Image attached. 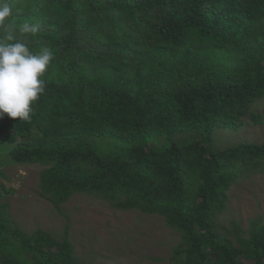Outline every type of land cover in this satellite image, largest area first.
<instances>
[{"label": "trees", "instance_id": "1", "mask_svg": "<svg viewBox=\"0 0 264 264\" xmlns=\"http://www.w3.org/2000/svg\"><path fill=\"white\" fill-rule=\"evenodd\" d=\"M0 24L54 59L29 120L0 119V264H86L62 239L26 232L2 201L1 166L45 165L40 193L62 213L74 194H97L123 210L165 217L183 235L170 264H264V223H234L239 246L216 213L264 143L213 146L215 132L261 116L264 0H8ZM36 24L35 35L19 32ZM194 130L192 139L176 135Z\"/></svg>", "mask_w": 264, "mask_h": 264}, {"label": "rangeland", "instance_id": "2", "mask_svg": "<svg viewBox=\"0 0 264 264\" xmlns=\"http://www.w3.org/2000/svg\"><path fill=\"white\" fill-rule=\"evenodd\" d=\"M253 111L262 121L255 124L244 119L236 128L222 127L214 135L213 146L223 148L243 142L264 143V97L253 104ZM194 130L176 135V139H192ZM7 159L1 166L4 182L10 192L2 201L9 203V212L26 232L41 228L62 239L68 236L74 253L86 264H170L174 249L183 235L169 226L164 216L140 210L116 208L104 197L74 194L59 213L40 193V174L45 165L15 164ZM219 232L239 246L234 223L248 231L255 219L264 223V162L245 170L228 191V200L216 213ZM243 264H255L243 255Z\"/></svg>", "mask_w": 264, "mask_h": 264}, {"label": "clouds", "instance_id": "3", "mask_svg": "<svg viewBox=\"0 0 264 264\" xmlns=\"http://www.w3.org/2000/svg\"><path fill=\"white\" fill-rule=\"evenodd\" d=\"M11 14L8 0H0V24ZM38 30V25L27 22L19 27L23 34L35 35ZM53 59L50 48L34 53L13 32L0 39V119L5 114L12 119H30L32 105L45 91L46 82L42 77Z\"/></svg>", "mask_w": 264, "mask_h": 264}]
</instances>
